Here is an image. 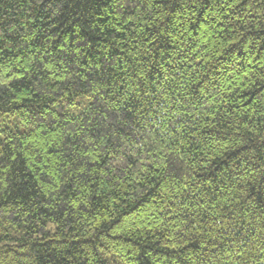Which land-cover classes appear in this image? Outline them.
I'll return each mask as SVG.
<instances>
[{
	"label": "trees",
	"instance_id": "trees-1",
	"mask_svg": "<svg viewBox=\"0 0 264 264\" xmlns=\"http://www.w3.org/2000/svg\"><path fill=\"white\" fill-rule=\"evenodd\" d=\"M0 264H264V0H0Z\"/></svg>",
	"mask_w": 264,
	"mask_h": 264
}]
</instances>
